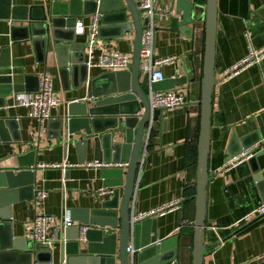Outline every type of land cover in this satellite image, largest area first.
Masks as SVG:
<instances>
[{"label": "crops", "instance_id": "1", "mask_svg": "<svg viewBox=\"0 0 264 264\" xmlns=\"http://www.w3.org/2000/svg\"><path fill=\"white\" fill-rule=\"evenodd\" d=\"M114 1L108 0L107 7H111ZM160 1L164 3V0ZM15 2L17 6L23 7L44 6L49 11L52 3L69 4L70 0ZM217 11L215 87L212 93L209 155V172L213 176L207 186L204 230L206 252L203 264H264V215L248 222L243 220L249 211L264 203V153L257 155L247 166L238 165L223 173L219 171L225 164L228 153L238 148L240 140L253 144L251 148H262L264 57L257 64L226 79L225 72L242 60L249 48L258 50L264 47V0H218ZM91 17L92 15L77 18L76 22L81 21L85 26L83 35L75 34L77 44H86L87 25ZM21 25L18 20H0V49L8 47L7 52L0 56V75L10 76L14 85H24L27 77L38 78L46 72L61 104L50 111L49 119L42 124L28 116L27 108L17 107L15 111L18 126L6 128L0 125V168H19V157L21 164L34 165L33 192L22 194L21 200L16 193L2 194L1 207L11 218L9 223L0 225V251L5 250L0 252V264H25L26 260L21 255L28 252L21 248L31 239L24 227L38 212L53 219L49 233L61 232V238L56 239L49 247L52 252L51 264H67L60 258L61 246L65 241L63 210H70L73 226L79 227L85 214L98 209L108 196L97 193L104 188L99 177L100 167L87 166L94 162L91 141L88 140L84 152L79 151L76 142L85 137L83 133L70 135L68 140L62 135L57 137V127L50 120L66 118L71 100L83 101L89 109L94 105L92 95L111 88L113 74L124 71L90 68L86 81L74 89L72 81L66 80L60 72L64 61L63 53L57 54L49 49L44 61L39 62L40 56L35 54L30 41L10 42L11 28ZM169 29L170 22L155 31L154 56L176 59L174 64L164 67L163 73L172 79L184 71L187 83L170 91L187 98L189 104L180 110L163 112L162 120L152 123L148 138L145 133L131 212L132 216L148 213L172 201L182 200L180 210L152 219L156 222L159 241L178 236L179 250L174 263L190 264L192 227L189 224L193 223L194 217V204L190 201V195L195 184V171L193 173L192 168L197 157L199 133L198 102L204 52V23L193 26L190 34L170 32ZM113 35L105 31L102 35L105 38H97L96 55L130 54L133 51V33H124L120 38H114ZM5 65L8 67H1ZM83 74L79 70L73 81L82 78ZM68 76L70 79V74ZM34 85V80H30L27 87L33 88ZM5 116L6 111L0 109V121ZM30 153L32 156L28 155ZM39 191L45 192L47 196L35 208L33 196ZM12 239H16L18 243L11 245ZM114 247L118 264V239ZM38 259L33 260L32 255L31 264H46V257Z\"/></svg>", "mask_w": 264, "mask_h": 264}, {"label": "water", "instance_id": "2", "mask_svg": "<svg viewBox=\"0 0 264 264\" xmlns=\"http://www.w3.org/2000/svg\"><path fill=\"white\" fill-rule=\"evenodd\" d=\"M15 1L0 0V20H18L22 24L11 28L10 42L30 41L35 54L40 56L39 62L44 61L49 49H53L57 54L63 53L64 61L61 63L60 72L64 74L66 80L72 81L71 86L74 89L86 81L88 71L85 65V45L77 44L75 39L74 27L77 18L98 12L97 38H105L102 36L105 31L114 34V38L123 37L124 33L134 35L129 70L113 74L111 88L93 94L94 105L89 109L83 101L71 100L68 104L66 118L50 120L57 127V137L62 135L65 140H68L70 135L83 133L85 137L76 142L77 148L84 152L90 140L94 162L127 164L125 168L100 167L99 177L104 188L110 189L111 193L106 195L108 199L101 202L98 209L85 214V219L80 226H87L88 230L83 234V238H81L78 227L64 228L65 241L61 246V260L67 264H116L114 245L118 239V264H129L130 256L127 248L130 244L134 264L174 263L179 250L177 248L178 236L159 241L156 222L152 218L132 224L131 201L135 191L145 130L150 121L156 123L162 120V110L153 112L150 110L147 98L149 91H170L184 86L187 83L184 71L172 79L164 76L163 81L153 83L151 86L147 76L140 75L139 51L142 26L146 21L142 23L140 11L134 0H115L111 7H107L108 0L99 2L70 0L69 4L54 2L49 11H46L44 6H17ZM164 2L173 14L169 21L170 32L190 34L193 26L200 22L204 23V52L198 102L200 108L199 133L196 147L194 195L191 197L194 204V217L190 262V264H203L206 252L204 230L207 186L213 176L209 172L210 118L212 93L215 87L218 0H164ZM7 48L0 49V56L7 52ZM1 67L7 68L8 65ZM79 70L84 73L83 77L76 78L74 82L73 78ZM30 80L35 82L33 88L27 87ZM37 84V78L27 77L24 85H14L10 76L0 75V96H2L0 109L6 111V116L1 119L0 125L6 128L18 126L16 108L12 107L11 95L35 92ZM259 141L260 139L254 144ZM252 145L240 140L238 148L228 153L225 163L241 154L242 151L251 148ZM261 153H264V148L238 167L249 165ZM28 155L32 156V153ZM20 159L21 157L18 158L19 168L17 169L0 168V202L3 193H16L21 200L22 194L33 192L34 173L32 169L34 165L33 163L23 165ZM1 206L3 205L0 204V225H3L9 223L11 216H8ZM60 238L61 232H58L56 239ZM26 242L24 248H21L22 251L28 252L21 255L26 260L25 264H31L32 255L35 261H38L39 257H46V264H51L52 252L47 245L35 243L32 240ZM15 243H18L16 239H12L11 245ZM10 249L11 247L8 248ZM0 252H5V250L2 249Z\"/></svg>", "mask_w": 264, "mask_h": 264}, {"label": "built area", "instance_id": "3", "mask_svg": "<svg viewBox=\"0 0 264 264\" xmlns=\"http://www.w3.org/2000/svg\"><path fill=\"white\" fill-rule=\"evenodd\" d=\"M46 1V0H43ZM137 9L140 11V18L146 23L142 26L141 46L139 51V73L141 76L146 75L149 85L153 83L161 82L164 79L163 69L166 65H172L176 62L173 57L156 58L154 56V33L161 28L163 24L168 23L172 17L168 5L160 0H134ZM99 26V13L92 15L90 23L87 25L88 39L85 44L86 48V61L85 65L88 69L98 68L107 71H128L131 65L130 54H95V43L97 41V29ZM75 34L83 35L85 26L81 21L75 22ZM264 57V47L255 50L249 48L247 55L234 65H232L228 71L225 72V79L229 78L240 71L249 68L257 64L261 58ZM37 91L35 92H23L13 95L12 107H24L29 110L28 116L37 120L42 124L45 120L49 119V113L52 109H56L61 104V100L53 92L52 82L48 73L41 74L38 78ZM151 112L155 110H162L163 112H172L180 110L189 104V100L182 95H178L172 91H149L147 96ZM152 122L148 124L145 133L146 138L149 137ZM261 147V146H260ZM264 147V140L262 141V148ZM249 148L242 151L241 154L229 160L223 166L219 168L220 173L225 172L228 169H234L238 165L244 163L248 159L252 158L256 153L262 149ZM127 164H99L96 161L88 163L87 166L91 167H115L125 168ZM100 195H109L111 190L103 188L97 192ZM47 194L43 191L35 192L33 196V205L38 208L42 201L46 198ZM182 200L172 201L168 204L162 205L148 213H140L131 216V223L143 221L153 217H163L173 211L181 209ZM264 215V203L252 209L243 218L248 222L257 217ZM52 218L43 214L37 213L28 222L24 230L30 234V239L35 243H40L50 247L56 240V232L49 233L51 229ZM187 224V223H183ZM191 227L193 223L189 224ZM73 226L71 220L70 210L64 209L62 215V227L69 228ZM79 232L81 238L83 234L88 230L87 226H79ZM127 253L130 256L129 264H134L132 260L133 250L131 247L127 248ZM174 264V263H172Z\"/></svg>", "mask_w": 264, "mask_h": 264}, {"label": "trees", "instance_id": "4", "mask_svg": "<svg viewBox=\"0 0 264 264\" xmlns=\"http://www.w3.org/2000/svg\"><path fill=\"white\" fill-rule=\"evenodd\" d=\"M195 167H196V160L194 161V163H193V168H192V171H193V173H194V171H195ZM194 195V190H192V193H191V195H190V201H192L191 200V197ZM193 202V201H192ZM192 230V229H191Z\"/></svg>", "mask_w": 264, "mask_h": 264}]
</instances>
